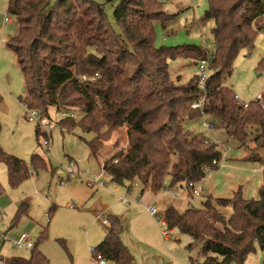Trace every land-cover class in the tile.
<instances>
[{
    "label": "trees",
    "instance_id": "1",
    "mask_svg": "<svg viewBox=\"0 0 264 264\" xmlns=\"http://www.w3.org/2000/svg\"><path fill=\"white\" fill-rule=\"evenodd\" d=\"M103 1L115 2L117 32L108 24L103 5L90 0H8V14L17 31L5 47L23 77L24 96L19 102L49 120L48 110H55L62 115L56 124L67 132L78 129L92 134L85 143L94 158L116 130L124 128L126 150H121V140L116 138L111 145L114 154L101 167L115 186L129 190L139 184L141 192L148 188L155 194L178 187L190 193L188 184L203 179L205 168L216 169L212 162L221 155L209 138L192 136L184 129L185 120L201 119L191 105L204 94L197 86V75L178 85L168 61L185 59L196 67L204 58L203 46L155 47L154 25L165 28L174 17L163 9L167 0ZM206 1L201 21L213 23V52L202 113L211 129L223 128L241 147L247 149L251 138L254 148L245 159L260 162L263 168L258 152L264 148V91L261 101L244 108L225 81L240 51L249 55L257 34L264 33V0ZM72 112L80 113V118L69 117ZM35 135L47 140L38 126ZM0 164L11 188L30 175L22 160L1 147ZM32 164L46 166L38 156ZM258 195L257 200H244L240 194L231 200H207L201 209L188 206L181 214L168 209L166 227L190 238L187 249L197 252L190 264H244L255 244L264 247V168ZM225 207H231L227 219L219 212ZM26 212L27 206L21 204L11 226ZM105 218V236L91 256L131 264L133 257L120 238L121 223ZM36 245L29 258L11 257L5 264H43Z\"/></svg>",
    "mask_w": 264,
    "mask_h": 264
},
{
    "label": "rangeland",
    "instance_id": "2",
    "mask_svg": "<svg viewBox=\"0 0 264 264\" xmlns=\"http://www.w3.org/2000/svg\"><path fill=\"white\" fill-rule=\"evenodd\" d=\"M90 1L103 5L108 24L117 32L118 27L113 18L115 2ZM8 6V0H0V147L6 154L22 160L30 175L16 188H11L5 167L0 164V215L3 216L0 218V264H5V260L11 257L29 258L30 250L13 245L21 234L29 235L34 245L44 235L43 240L36 245L45 259L43 264H93L91 250L103 238L107 229V226L102 225V216H97L95 212L101 206L108 207L107 211L115 213L114 215L123 213L129 207L137 210L139 224L135 231L144 242H147L144 232L151 233L155 230V233L148 234L152 242L151 248L136 242L139 248L134 245L128 249L123 244L132 255L133 264H190V260L197 259L196 250L187 249L190 238L173 228L170 229L169 241L164 243L156 222L144 207L154 205L158 212L161 206L167 204L181 214L188 206L201 209L207 200H231L237 194L244 200L258 199L263 168L260 162L245 159L248 150L254 148L251 138L246 141L248 148L245 149L228 138L223 128L217 126L207 129L202 126L201 119L185 120L184 129L190 131L192 136L202 134L209 138L217 145L221 155L219 167L209 170L200 183L203 191L201 197L192 199L187 190L177 188L175 191L171 189L159 192L155 198L148 188L141 195L139 184L133 185L127 193L123 191V187L112 184L105 174L102 181L106 182V187H88L85 178L102 172V163L114 154L111 145L116 138L121 140V150H126L125 129L116 130L94 158L85 143L93 135L83 134L78 129L72 132L61 129L56 122L62 117L55 114V110L49 109L48 116L51 120L47 119L44 128L39 127L47 133L48 146L43 145L46 138L42 135L36 137L37 124L28 122L27 109L19 102L24 96L23 77L13 53L5 47L8 37L17 31L13 19L10 24L4 25V18L10 17ZM163 9L174 17L165 28L158 23L154 25L156 48L203 46V37L208 52L213 51V23L201 21L207 10L206 0H167ZM168 70L178 85H185L197 75V68L185 59L168 61ZM225 85L244 104L253 102L264 91L263 32L257 34L249 55L244 50L240 51ZM72 115L78 120L81 114L72 112ZM258 155L264 160V148ZM34 156L42 158L46 166L34 167ZM69 161L76 162L75 170L81 178L61 183V179L66 176L63 167ZM165 184L168 186L169 181ZM115 187L117 191H114ZM160 193L163 197H160ZM118 198L126 203L119 202ZM21 204L27 206V212L11 226ZM219 212L227 219L231 215V207L219 208ZM160 217L164 219L163 216ZM121 226L122 229H127L125 222ZM244 264H264V247L255 244L254 251L247 256Z\"/></svg>",
    "mask_w": 264,
    "mask_h": 264
},
{
    "label": "built area",
    "instance_id": "3",
    "mask_svg": "<svg viewBox=\"0 0 264 264\" xmlns=\"http://www.w3.org/2000/svg\"><path fill=\"white\" fill-rule=\"evenodd\" d=\"M9 22H10V18L6 16L4 18V23H9ZM202 40L204 43L203 49H204L205 55H204V58L201 59L197 63L196 68H197V86H198V88H200L202 90L204 95L199 100L195 101L191 105V109L198 110L201 113V120L203 121L202 126H204L207 129H211L210 124L207 122L206 117L202 113V107H203L205 97H206L204 90H205L206 81L210 75L209 66H210V61H211V57H212L211 55H212L213 51L211 53H209L207 50V47L205 45V40L203 37H202ZM262 94H263V92H261L259 95H257L255 100L261 101ZM235 99L238 101L236 96H235ZM238 103L241 104L244 108L247 107V104L240 103L239 101H238ZM27 113H28V115H27L28 122L35 123V124H37L38 127H41V128H44L47 125V121H48L47 118L42 116L39 113V111L34 110V109H27ZM57 115H60V114H57ZM61 116L62 115H60V117ZM69 117H73V116L69 115ZM43 131L46 133V131L44 129H43ZM43 145L48 146V140L45 139V141L43 142ZM220 164H221V162H220ZM212 165L214 167L218 168L219 167V161H213ZM76 167H77V164L74 161H69L67 163V165L63 167V170H64L66 176H65V178L61 179V183L65 180L66 181L77 180V179L81 178L75 170ZM263 168H264V166H263ZM209 170L210 169L205 168L204 172L207 173ZM102 172L97 174L94 177L85 178L86 185L88 187H91V188H104V187H106V185H107L106 182L102 181V177H104V172L103 173ZM202 180L203 179H201L198 183L191 182L188 184V188L190 189L192 199L201 197L203 191L201 189L200 183ZM119 200L122 203H126L125 200H122V199H119ZM68 208L72 209L71 206H69ZM147 213L149 214V216H151L152 218L155 219V221L158 225L161 237L163 238V240H166L169 237L170 230L167 229V227H166L165 219H161V218L157 217V210H156L154 205L147 207ZM2 217L3 216L0 215V218H2ZM101 222L104 225L107 224L106 218L104 216L101 218ZM13 245H14V247H23L26 250H31L34 244L32 243L31 237L29 235L21 234L19 236V238L13 243ZM91 252H92V250H91ZM92 260H93V264H106V261L99 254L92 256Z\"/></svg>",
    "mask_w": 264,
    "mask_h": 264
},
{
    "label": "crops",
    "instance_id": "4",
    "mask_svg": "<svg viewBox=\"0 0 264 264\" xmlns=\"http://www.w3.org/2000/svg\"><path fill=\"white\" fill-rule=\"evenodd\" d=\"M10 18V17H9ZM11 23V18H10V22L9 23H5L4 25H8V24H10ZM9 38V37H8ZM178 187H175V188H172V190H176ZM96 189H98V188H96ZM181 189V188H180ZM117 191V188L115 187L114 188V191ZM171 190V189H170ZM123 191H126L127 193H129L130 192V189L129 190H127L126 188H123ZM144 192V191H143ZM143 192H141V195L143 194ZM190 194V193H189ZM159 195V193H153V197H157ZM191 195V194H190ZM160 197H163L162 195H161V193H160ZM118 201L120 202V200H119V198H118ZM122 203V202H121ZM187 204H188V202H186ZM149 206H151V204L149 205ZM149 206H146V207H144L145 208V211L147 212V207H149ZM100 207V206H99ZM106 208H108V207H104V206H101L100 207V209H99V211H95L96 212V215L98 216V215H101L102 217L104 216V217H106V216H110V217H113V218H116V219H118L119 220V222L120 223H123V222H125V224H126V228L127 229H122V232H121V234H120V238H121V241H122V243L128 248V249H130L131 248V246H134V245H137L136 244V242H138L139 244H146V245H148V247H152V242L149 240L150 239V237L148 236V234H152L153 232L155 233V230H153V231H151V233H148V231H146V232H144L145 233V237H146V239H147V242H144L143 241V239L141 238V236L140 235H138V233H137V231H135V228L136 227H138V222H137V219H138V213H137V210H133L132 208H127L126 209V211H124L123 213H116V215H114V214H111V213H109V211H107V209ZM174 207L173 206H171V205H167V204H165V205H163V206H161L160 207V209H159V211L157 212V214H159V215H157V217H159V218H161L160 216H163V218H164V216H165V213H166V211L168 210V209H173ZM148 214V213H147ZM149 215V214H148ZM100 216V217H101ZM151 217V216H150ZM152 218V217H151ZM154 219V218H153ZM125 220V221H124ZM154 221H155V219H154ZM156 222V221H155ZM157 224V223H156ZM102 225H104V224H102ZM104 226H107V224H105ZM158 226V225H157ZM141 227V226H140ZM141 229V228H140ZM159 229V228H158ZM107 230V229H106ZM141 231H142V229H141ZM143 232V231H142ZM105 233L106 232H104V234H103V238H104V236H105ZM159 233H160V231H159ZM171 234V231H170V233H169V235ZM161 236V235H160ZM102 238V239H103ZM162 238V237H161ZM102 239H99L98 241H99V243L102 241ZM162 240H163V238H162ZM169 241V237L166 239V240H163V242L164 243H166V242H168ZM99 243H97V244H99ZM96 246V245H95ZM138 246V245H137ZM147 247V246H146ZM138 248H139V246H138ZM134 263V259H133V261H132V263L131 264H133Z\"/></svg>",
    "mask_w": 264,
    "mask_h": 264
},
{
    "label": "water",
    "instance_id": "5",
    "mask_svg": "<svg viewBox=\"0 0 264 264\" xmlns=\"http://www.w3.org/2000/svg\"><path fill=\"white\" fill-rule=\"evenodd\" d=\"M22 92H24V89H22Z\"/></svg>",
    "mask_w": 264,
    "mask_h": 264
}]
</instances>
